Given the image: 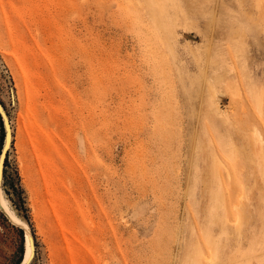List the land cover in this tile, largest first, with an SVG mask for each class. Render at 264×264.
<instances>
[{
	"label": "rangeland",
	"instance_id": "obj_1",
	"mask_svg": "<svg viewBox=\"0 0 264 264\" xmlns=\"http://www.w3.org/2000/svg\"><path fill=\"white\" fill-rule=\"evenodd\" d=\"M0 104V264H264V0H0Z\"/></svg>",
	"mask_w": 264,
	"mask_h": 264
},
{
	"label": "water",
	"instance_id": "obj_2",
	"mask_svg": "<svg viewBox=\"0 0 264 264\" xmlns=\"http://www.w3.org/2000/svg\"><path fill=\"white\" fill-rule=\"evenodd\" d=\"M0 115L2 117V121H3V125H4V143H3V147H2V150L0 152V158L2 157V153H3V148H4V145H5V140L9 134V131H10V124H9V121L6 117V115L4 114V111H3V108L0 104ZM7 153V152H6ZM6 153H5V156H6ZM5 156H4V159H5ZM3 164H4V160H3V163L1 164L0 162V181H2V171H3ZM23 230V229H22ZM24 231V230H23ZM29 232H30V229H29ZM30 235H31V244H32V248L34 249L35 251V246H34V240H33V237H32V234L30 232ZM33 257H34V253H33ZM33 259V258H32Z\"/></svg>",
	"mask_w": 264,
	"mask_h": 264
},
{
	"label": "bare ground",
	"instance_id": "obj_3",
	"mask_svg": "<svg viewBox=\"0 0 264 264\" xmlns=\"http://www.w3.org/2000/svg\"><path fill=\"white\" fill-rule=\"evenodd\" d=\"M8 137H9V134H8ZM0 203H2V191H1V188H0ZM239 204V203H238ZM25 234H26V244H27V247H26V250H25V254H24V258L22 260V264H27L28 261L31 259L32 257V249H31V235H30V232H29V228L28 227H25L23 228Z\"/></svg>",
	"mask_w": 264,
	"mask_h": 264
},
{
	"label": "trees",
	"instance_id": "obj_4",
	"mask_svg": "<svg viewBox=\"0 0 264 264\" xmlns=\"http://www.w3.org/2000/svg\"><path fill=\"white\" fill-rule=\"evenodd\" d=\"M22 260H23V254H22V256L19 258L17 264H21V263H22Z\"/></svg>",
	"mask_w": 264,
	"mask_h": 264
}]
</instances>
